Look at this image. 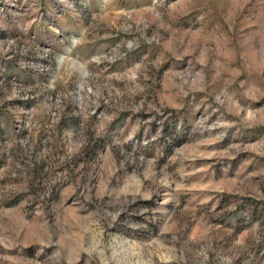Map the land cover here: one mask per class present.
Listing matches in <instances>:
<instances>
[{
    "label": "rangeland",
    "instance_id": "rangeland-1",
    "mask_svg": "<svg viewBox=\"0 0 264 264\" xmlns=\"http://www.w3.org/2000/svg\"><path fill=\"white\" fill-rule=\"evenodd\" d=\"M0 264H264V0H0Z\"/></svg>",
    "mask_w": 264,
    "mask_h": 264
}]
</instances>
